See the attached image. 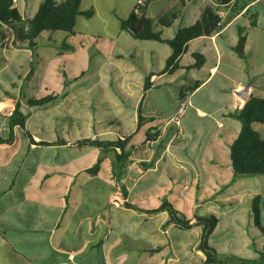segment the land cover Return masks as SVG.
Returning a JSON list of instances; mask_svg holds the SVG:
<instances>
[{
    "label": "crops",
    "instance_id": "1",
    "mask_svg": "<svg viewBox=\"0 0 264 264\" xmlns=\"http://www.w3.org/2000/svg\"><path fill=\"white\" fill-rule=\"evenodd\" d=\"M12 1L25 21L37 11L26 13L21 4L26 0ZM130 1L127 19L136 2ZM144 1L146 17L164 40L198 21L205 6L214 5L212 0ZM241 2L246 6L236 15L230 13L231 4L217 8L224 12L222 29L189 41L172 73L163 72L171 54L166 43L137 40L144 42L147 53L130 67L134 74L129 82L139 90L129 84L117 89V117L103 112L95 118L77 103L72 108L57 103L52 94L49 81L60 75L59 63L73 62L70 51L81 50L80 42L70 40L75 28L72 34L42 33L33 50L26 42L0 40V137H9L8 118L18 104L33 140L16 126L13 141L0 144V264H203L205 256L197 248L202 226L195 217L210 215L218 223L208 244L220 257L257 260L264 253V235L251 213L257 197L264 227V177L234 180L229 157L241 128L232 115L250 95L264 99V0ZM80 8L91 9L93 16L92 6L84 7L82 0ZM172 13L171 24L156 22ZM109 26L106 20L104 27ZM117 29L112 34L116 41L121 39ZM120 30L128 37L120 40L121 46H132L136 39ZM240 35L244 43L238 54ZM194 55L204 59L199 68H192ZM107 56L99 52L92 60ZM127 67L122 63L114 70ZM146 78L151 87L144 92ZM60 90L68 103L80 97L79 104L87 105L82 93ZM45 98L43 104L29 103ZM183 102L187 107L176 125L172 119ZM54 119L60 130L47 126ZM67 119L79 125L70 131L71 138ZM251 127L264 140V125L255 122ZM148 136L153 139L145 142ZM117 139H128L134 147L119 182L112 174L113 152L80 144ZM94 165L97 170L90 173ZM121 187L127 189L124 199ZM164 199L177 217L190 221L189 229L170 223L166 211L151 212ZM225 241L230 245L226 251L219 244Z\"/></svg>",
    "mask_w": 264,
    "mask_h": 264
},
{
    "label": "trees",
    "instance_id": "2",
    "mask_svg": "<svg viewBox=\"0 0 264 264\" xmlns=\"http://www.w3.org/2000/svg\"><path fill=\"white\" fill-rule=\"evenodd\" d=\"M241 1L212 0L214 5L205 6L198 21L191 26L178 29L169 40L162 39L161 34L154 31V21L146 17V1L139 6V14H135L134 7L132 8L128 19L121 24V28L127 30L131 37L136 40H152L166 43L171 50V54L166 60L163 72L172 73L178 68V60L185 51L189 41L201 36H211L221 30L217 28L219 18L215 14V9L227 7L231 4L230 13L231 15H236L246 6V3H242ZM80 2L81 0H60L59 2L55 0H44L38 6L34 16L25 21L21 18L16 7L13 6L12 0H0V40L3 44L11 42L13 45L18 42H26L27 46L33 50L36 47V40L42 33L62 32L72 34L78 17L89 19L92 16L91 9L81 10ZM248 12L249 10L247 9L245 14ZM174 18L175 14L172 13L158 18L156 22L162 26H167L171 24ZM254 24L255 21L252 22V25ZM11 36H13V40ZM243 43L244 38L240 35L236 48L238 54H241ZM194 59L195 64L192 68H199L204 62V59L199 55H194ZM150 87L149 78H146L143 91H147ZM185 89V87L181 89L180 94L182 98L185 96ZM46 102H48L47 98L29 101L30 104H43ZM232 116L239 120L241 124L237 137L229 146L233 179L252 176L264 177V140L251 127L252 123L255 122L264 125V99L250 95L242 108ZM138 120L141 121V119ZM25 122L26 116L19 111V105L16 104L12 114L8 118L9 137L7 139L0 137V144H10L13 141V129L16 126L25 132L30 142H33L32 136L25 130ZM152 139V136H148L145 142H150ZM39 144L46 145V143ZM80 144H87L103 151L113 152L112 174L114 178L119 182L120 178L125 175L129 163V156L134 151V147L128 144V139H117L114 142L85 140ZM96 170L97 165H94L90 173H95ZM121 189V197L124 199L127 194V189L125 187H121ZM159 211H166L169 214L170 223H174L184 229L191 227L188 219L184 217L180 219L177 217V212L165 199L162 205L151 212ZM251 213L254 226L264 235V227L260 221L259 200L257 197L253 198ZM217 223L218 220L213 215L195 217V224L202 226V235L197 248L205 256L203 264H264V253L260 254L257 260L227 259L220 257L216 250L208 244V238Z\"/></svg>",
    "mask_w": 264,
    "mask_h": 264
},
{
    "label": "rangeland",
    "instance_id": "3",
    "mask_svg": "<svg viewBox=\"0 0 264 264\" xmlns=\"http://www.w3.org/2000/svg\"><path fill=\"white\" fill-rule=\"evenodd\" d=\"M43 1L26 0L25 4L21 2L22 9L24 10L26 5V10L24 11L26 13L32 12L33 8L38 9V6ZM130 2V0H82V5L84 7L92 6L94 13L90 19L79 18L81 24H77L75 27L77 34L74 37H70L71 41L81 43V50L70 51L69 53L74 56V58L69 57V59L74 61L66 63L62 61L59 63L58 69L60 75L57 79L49 81V84L52 83L54 86L52 94L56 96L57 103L62 102L67 108H72L71 106L77 103L81 109L80 111L88 109L90 115L95 116V118L103 112L108 114V116L110 114L116 117L121 116L115 108L116 104H120V92H117V89L129 84L134 89V92L137 89L139 90V87L129 82L134 74V72L130 71V67L138 65L139 61L142 62L144 60L142 58V56L144 57L143 53H147L144 51L143 45H141L144 42L132 40V46L128 45L127 47L120 44V40L124 39V37L128 39L126 33L121 31L120 28L121 24L127 19L125 15L128 7H130ZM106 20L110 22L109 28L104 27ZM116 28L120 31L121 37V39H117L118 41L112 36ZM61 37V34H58L57 38L61 40ZM128 41L130 42V40ZM99 52H102L103 55L108 54L107 58L99 61L92 60V57ZM79 54L84 58L79 57ZM122 63L129 67L125 68L122 72L115 71L114 68L121 66ZM60 86L70 89L75 95L82 93L85 96L83 100H85L87 105L81 106L79 104L80 101L78 100L80 97H74L75 100L68 103L67 98L61 96L62 91L60 90ZM72 92L69 93L68 98H70ZM110 98H112L111 102ZM114 98L117 103L113 102ZM105 101L108 102L111 109L106 106ZM125 107V115H129L130 103H125ZM123 119L127 121L125 116H123ZM48 123L47 126L50 129L55 131L61 129L58 128L59 123L55 119ZM76 128H79V125L67 119L66 132L69 138H71L70 131ZM223 231L225 236L228 235L226 227L223 228ZM219 244L221 245V250H229L230 245L227 241Z\"/></svg>",
    "mask_w": 264,
    "mask_h": 264
},
{
    "label": "built area",
    "instance_id": "4",
    "mask_svg": "<svg viewBox=\"0 0 264 264\" xmlns=\"http://www.w3.org/2000/svg\"><path fill=\"white\" fill-rule=\"evenodd\" d=\"M56 2H59L60 0H55ZM143 3L142 0H136L135 5H134V12L135 14H139V6H141ZM13 4V1H12ZM215 14L218 16L219 18V22L217 23V28L222 29V23H223V19H224V12L220 9H215ZM187 107V102H183L180 104V106L178 107L172 121H174V123L176 125L179 124V120L180 118L183 116V114L185 113Z\"/></svg>",
    "mask_w": 264,
    "mask_h": 264
}]
</instances>
